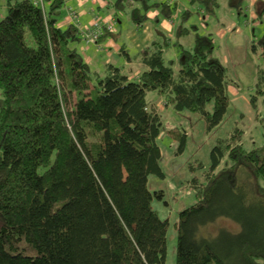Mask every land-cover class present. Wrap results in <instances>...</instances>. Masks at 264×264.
Returning <instances> with one entry per match:
<instances>
[{"label": "trees", "instance_id": "obj_1", "mask_svg": "<svg viewBox=\"0 0 264 264\" xmlns=\"http://www.w3.org/2000/svg\"><path fill=\"white\" fill-rule=\"evenodd\" d=\"M113 1L135 23L151 9L164 18L175 10ZM198 1L209 14L219 5ZM227 2L240 12L243 0ZM42 3L6 0L0 20V264H165L167 220L152 207L162 191L148 189L149 177L164 176L165 128L146 96L219 125L229 81L211 34L195 32L176 61L152 42L136 80L114 66L100 76L77 50V28L57 25L63 0ZM183 14L179 34L189 32ZM259 45L264 57V36ZM249 103L256 116L261 105L263 125V70ZM168 134L182 153L186 134ZM241 136L235 128L211 149L195 203L178 213L175 264H264V148L245 150ZM219 219L237 230L213 231Z\"/></svg>", "mask_w": 264, "mask_h": 264}, {"label": "rangeland", "instance_id": "obj_2", "mask_svg": "<svg viewBox=\"0 0 264 264\" xmlns=\"http://www.w3.org/2000/svg\"><path fill=\"white\" fill-rule=\"evenodd\" d=\"M63 2L59 20L66 16V10L69 11L67 8L74 7L71 0ZM251 2L252 0H243L240 12L230 8L227 0H219L214 14L206 13L198 0L194 3L186 0L181 8L182 11L188 9L191 13L189 20L185 22L189 32L185 31L184 33L188 34L174 37L171 44L174 47V44L180 43L183 45L182 48L188 49L193 44V33L212 34L214 55L226 68V77L229 81L227 88L229 105L223 120L213 128H209L205 120L195 112L176 111L169 105L160 112L165 129L158 137L157 143L162 153L160 163L164 176L149 177L148 189L151 192L162 191L160 198L153 199L152 207L160 219L167 220L165 264H175L177 215L181 210L195 203L196 194L193 185L204 184L205 173L210 169L211 149L219 140L227 139L235 128L242 131L240 143L245 150L264 148L261 105L256 116L249 103L257 83V72L258 70L264 72V57L259 45L260 39L264 36V24H261L263 19L259 20V14L251 7ZM258 4L255 8L259 6ZM228 10L235 15L232 16V12ZM5 15L6 0H0V20ZM100 15L104 14L101 12ZM182 15L184 14L182 13L180 17ZM215 15L218 17L215 18ZM231 21L239 28V31L234 29L236 33L228 28ZM177 22L175 21L176 24ZM245 22L250 24L249 29L244 25ZM218 23L224 25V36L215 32ZM75 45L79 49V43L76 42ZM169 56L172 60V53H169ZM173 128H178L179 132L186 134L185 148L179 154L176 151L178 142H173L168 134V130ZM220 228L236 231L237 225L227 219H219L212 230L216 231Z\"/></svg>", "mask_w": 264, "mask_h": 264}, {"label": "crops", "instance_id": "obj_3", "mask_svg": "<svg viewBox=\"0 0 264 264\" xmlns=\"http://www.w3.org/2000/svg\"><path fill=\"white\" fill-rule=\"evenodd\" d=\"M157 1L167 2L170 6L175 7V10L170 18H164L161 16L158 9H151L146 14V21L142 23H135L130 19L127 11L115 9L113 0H97L94 2L89 0H71L72 4L74 5V7L71 9L75 12L76 18L72 19L69 16V11L66 10V16H63V18L60 20L58 19L57 25L59 27L74 25L77 28L79 34V49L77 48V50L83 57V60L89 66L92 74L104 76L108 66H114L120 68L122 73L128 76L130 80H136L143 71L148 69L141 61L140 52L152 42L157 41L163 44L166 59L170 60L169 53H172V60L174 61H176L179 51L183 47V45L180 43H178V45L174 44L173 47L171 43L174 37L180 35L178 28L181 14L186 11L189 12L188 9L184 11L181 9L186 0ZM189 1L194 3L197 0ZM129 2L132 3V0H129ZM257 3H259V6L255 8ZM263 3V0H252L251 2V7L257 10L259 14V20L263 19L261 24H264ZM228 11L232 12L230 10ZM101 12L104 15H100ZM190 14L187 17L188 20L190 18ZM231 15L234 16V12H232ZM217 17L218 16L215 15V18ZM84 18H86V20ZM94 18L115 23L114 31L111 32L113 35H110L106 32L103 35H106L105 37L101 36L99 38V46L86 44L80 34L81 28L83 26H88V24L92 22ZM175 21H178L177 24ZM244 25L247 29L251 27L250 24L246 22ZM223 26L218 23V26L215 27V32L222 36H224ZM228 28L232 29V31H234L236 28V31H239V28H237V26L232 21L230 22ZM182 34L185 35L188 33L183 32ZM146 99L149 105L155 107L156 112L159 115L160 112H163L164 108L166 107L164 97L156 92L147 94Z\"/></svg>", "mask_w": 264, "mask_h": 264}, {"label": "built area", "instance_id": "obj_4", "mask_svg": "<svg viewBox=\"0 0 264 264\" xmlns=\"http://www.w3.org/2000/svg\"><path fill=\"white\" fill-rule=\"evenodd\" d=\"M64 1V0H63ZM96 1V0H91ZM35 2L43 8L42 0H35ZM69 16L72 19L76 18L75 12L69 8ZM115 28L114 22H107L100 20L99 18H94L88 26H83L81 28V37L86 44H93L99 46V38L103 36L106 32H113Z\"/></svg>", "mask_w": 264, "mask_h": 264}]
</instances>
